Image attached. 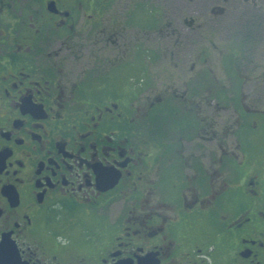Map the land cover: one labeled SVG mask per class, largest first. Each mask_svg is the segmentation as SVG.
Segmentation results:
<instances>
[{
	"label": "flooded vegetation",
	"instance_id": "1",
	"mask_svg": "<svg viewBox=\"0 0 264 264\" xmlns=\"http://www.w3.org/2000/svg\"><path fill=\"white\" fill-rule=\"evenodd\" d=\"M128 4L0 0V264H264V0Z\"/></svg>",
	"mask_w": 264,
	"mask_h": 264
},
{
	"label": "rangeland",
	"instance_id": "2",
	"mask_svg": "<svg viewBox=\"0 0 264 264\" xmlns=\"http://www.w3.org/2000/svg\"><path fill=\"white\" fill-rule=\"evenodd\" d=\"M126 0V5L129 6ZM150 4L154 11L158 12L160 17V27L164 26L166 21L171 22L170 27H164L162 32H159V39L162 41L160 44L165 47V49H171L170 42L173 37H162L160 34L173 33L176 38L179 36L181 42H183L187 35L194 37L195 35L201 33L206 35V38H213L220 41L224 38L223 35L226 33L233 34L234 31V19H238V14L243 12L239 11L238 3L241 0H140ZM214 6L225 7L227 13L225 15H213L211 8ZM149 10V9H148ZM143 15L145 11L142 9ZM150 18V16H149ZM185 18H195V24L193 26L197 27L199 23L205 25L203 29L196 30L195 28H189L188 23L185 22ZM192 26V25H191ZM199 27V26H198ZM144 33V32H143ZM145 35V33H144ZM157 36V35H156ZM177 39V38H176ZM159 44V45H160ZM175 45H172V48ZM161 49V48H160ZM217 55V51L214 53ZM176 63L164 60L159 65V72L162 73L161 77L171 81H183L187 75V69L182 63L183 52L180 53V57L176 59Z\"/></svg>",
	"mask_w": 264,
	"mask_h": 264
}]
</instances>
